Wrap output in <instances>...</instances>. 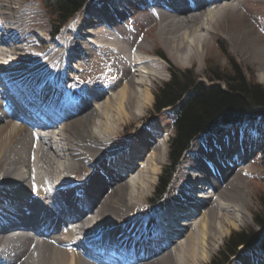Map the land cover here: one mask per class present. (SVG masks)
Wrapping results in <instances>:
<instances>
[{
	"label": "bare ground",
	"instance_id": "6f19581e",
	"mask_svg": "<svg viewBox=\"0 0 264 264\" xmlns=\"http://www.w3.org/2000/svg\"><path fill=\"white\" fill-rule=\"evenodd\" d=\"M107 1L89 3L87 6L92 8L84 9L70 33L60 36L56 45L45 50V34L29 30L30 16L35 13L21 9L19 0H0L4 18L0 22V61L12 69L11 81L20 86L15 96L22 102L33 98L49 103L61 117L59 128L46 126L35 145L37 137L16 119L0 94V200L5 207L10 206L8 212L13 213L15 220L43 226L40 233H35L37 236L29 231L10 233L19 227L1 230L0 258L7 259L5 264H87L72 241L74 231L86 236L101 233L122 243L126 254L131 250L128 264H192L207 259L227 224L236 225V216L250 217L244 175L251 172L246 164L248 158L264 143L261 127L262 130H253L247 142L238 143L231 127L217 136L196 140L190 162L199 172L187 176L176 187L172 206L161 213L147 207L144 214L145 206L137 203L139 188H144V179L153 178L163 152L153 137L155 127L148 124L139 136L111 151L104 147L119 133L117 124L140 116L136 111L150 103L152 85L162 77L165 65L156 57V49L154 53L146 46L143 37L134 38L125 23L129 12L115 18L114 7ZM132 1L138 6V18L145 24L142 36L155 28L156 38L164 43L173 61L179 63L183 54L190 60L203 58L220 27L241 50L252 49L251 58L260 67L259 79L264 80V0ZM257 2L262 11L254 6ZM103 17L110 19L106 25ZM82 35L92 37L91 41ZM68 48L72 58L76 57L70 63L68 58L62 59ZM134 50L137 55L132 53ZM141 52L151 58H144ZM73 60L78 65L82 63L79 69L75 67L76 76L70 71L74 69ZM62 64L66 67L64 74H60ZM87 66L92 67L83 74ZM137 66L146 72L142 75L138 67V79L131 72ZM105 82L107 86L102 88L100 85ZM112 89L113 94L109 93ZM87 93L95 96V108L91 107L92 102L77 103ZM38 118L40 114L35 117ZM209 140L212 144H207ZM148 151L145 168L150 174L138 176L142 163L134 160H144ZM87 166L84 175L70 177ZM213 167L218 170L211 174ZM120 169L130 175L138 169L133 184L124 180ZM80 190L90 204L71 198ZM53 205L62 216L75 217L74 227L60 222L51 210ZM224 209L229 214L236 211L237 215L223 217ZM198 214L200 228L195 229L190 219ZM9 221L13 219L8 217L3 223ZM107 224L109 229L105 228ZM159 225L163 227L158 229ZM41 236L42 240L37 241ZM163 236L171 241L164 242ZM172 236H184V242L179 243ZM89 243L91 252L105 262L127 264L117 261L118 256L109 250L110 241ZM252 256L247 264H264V248Z\"/></svg>",
	"mask_w": 264,
	"mask_h": 264
},
{
	"label": "rangeland",
	"instance_id": "374dc122",
	"mask_svg": "<svg viewBox=\"0 0 264 264\" xmlns=\"http://www.w3.org/2000/svg\"><path fill=\"white\" fill-rule=\"evenodd\" d=\"M88 2L92 3L94 2V0H89ZM87 2V3H88ZM21 9L26 10L27 12H34L35 16H30L31 20H32V24L29 27V30H33V32H35V34H37L39 32L45 34V42L43 43L42 47L45 46V50H48L49 47H51L50 45H56V39L58 38H47L48 32L51 29V23L53 22V20L51 19V16L48 12V10H46L44 8V4L42 3L41 0H19V5ZM92 5H89L85 8V10L88 7H91ZM256 8L260 11L263 10L262 5L260 2H257V4L255 3ZM259 7V8H258ZM92 8V7H91ZM84 12V8L82 10V12H79L75 18H73L68 25H66V27H64V29L61 31V33L59 34L60 36L65 35L67 33H70L69 31L71 30L70 25H76V21L78 20L79 17H81L83 15ZM128 16L127 20H125L126 24L129 25L130 29L134 32V38L137 39L139 37H143V40L146 44V46H148L152 52L155 53V49H161L163 55L166 57L167 61L163 58H161L160 56H158V59L160 61H162L165 65V69L162 68V77L155 79L154 80V84L152 85V97H151V101L150 103L142 106L140 109H138L136 111V113L140 116H133V117H129L124 119V121L120 122L119 124H117V131L119 133H122L123 135L118 136L119 133H116L114 135V141H110V143H108L106 145L105 150L108 149L109 151H111L112 149L116 148V146L118 145H124L125 143L131 141L130 139L136 135H140L141 134V130L142 128L148 124L152 125L153 127H155V130L153 131V137H155L157 139V141L159 142V146H162V157H161V161H159L158 164V168L156 171H154L153 173V178L152 179H144L145 180V185L144 188H139L141 189L140 191V198H139V202H137L138 204H140L141 206H145V210H144V214L148 212V209H150V198H154V192H155V186L157 184V180H158V175L161 171L162 166L168 161V151H169V141L170 139L174 136V128L172 126V114L171 111L168 109L167 111L165 110L164 112H156L153 109V102H154V96H153V91L155 89V87L157 85H159L161 82L167 81L170 78V70L174 69V70H188V74L190 76H196V77H200L201 79L205 80L206 82H210V78L212 77L213 73L210 71V68H212L213 66L217 67V68H226L229 66V60L230 58H234L236 60V62L242 67V70L244 71V74L246 75V78L248 79H254L262 84H264V80L261 81L259 79V64L252 60L251 58V53H252V49L249 51H244L241 50L240 47H238L239 45L234 42V40L232 41V39L223 31L220 30V27L216 32L212 38L210 39V46H209V51L208 53L201 59H186L184 58V54L183 56L181 55V57H183V60L178 58L179 63L173 61L167 52L166 46L164 45V43H162L160 40H158L156 38V34H155V28L154 29H149L148 32L146 33L147 35L142 36L143 32L145 30V24L143 23L142 20H140L138 18V14H139V9L137 5H132L130 10L128 11ZM81 18H79L80 20ZM73 21V22H72ZM262 22L264 23V20H262ZM68 26L70 28H68ZM68 28V29H67ZM42 30V31H40ZM70 35V34H69ZM59 36V39H60ZM155 38V39H154ZM6 47V46H5ZM47 48V49H46ZM8 53V50H7ZM132 53H134L135 55H137V52L134 50L132 51ZM143 53V52H141ZM144 55V58H151L150 55L148 54H142ZM180 56V54H179ZM178 56V57H179ZM157 57V56H156ZM76 58V57H75ZM74 59V58H73ZM158 61V60H155ZM74 62V60L72 61ZM74 66H78V68L82 65V63H80L79 65L76 64L75 62L73 63ZM72 65V67H74ZM92 66H87L85 68V71H83V74H87V72L89 71V69H91ZM138 67H132L131 72L133 73V77H135L136 79H138V75H136V73L138 72ZM135 70H134V69ZM141 70V73L143 75V73H146L145 71H142L141 67H139ZM72 71V70H71ZM72 72H75V76H76V71L75 67L73 69ZM86 72V73H85ZM139 73V72H138ZM74 76V80L75 77ZM102 86V88H106L105 86H107V83L105 82V84L100 85ZM138 87V86H137ZM113 90H110L109 93L113 94ZM89 99H91V107L95 108L97 104L96 103V99L95 96L92 95H88ZM95 102V104H94ZM124 122V123H123ZM150 122V123H149ZM144 125V126H143ZM232 129V132L234 134V136L237 139V142L240 143L241 140L244 142H247L249 140H251L252 135H253V130L256 129H264V120L263 119H259L257 121H250L249 123L245 122V123H240V124H235V125H231L230 126ZM261 127V128H260ZM145 129V127L143 128V130ZM261 129V130H262ZM159 130V131H158ZM264 131V130H263ZM140 132V133H138ZM117 136L119 138H117ZM116 137V138H115ZM122 138V140H121ZM112 143V144H111ZM122 143V144H121ZM246 147V146H245ZM150 153L149 151L144 155V160L143 159H133L134 161H138L139 163H142V165L139 166L140 170V174L138 172V176L141 175L143 176L144 174L149 175L150 172L147 170V168H145V166L147 167V161H146V157H149ZM141 158V157H140ZM189 158V155H187L186 157H184L183 159H181L180 161V167L178 168V170L176 171V174L174 175L172 184L169 188V192L164 194V197L158 202L159 207L161 206V210L164 211V209H168L170 206H172V201L175 198L173 191L176 189V186L178 187L180 184H182V182L180 181L181 177H184V173H186L185 169H184V164L186 159ZM132 160V159H131ZM248 162H246V164L248 165V167L251 169V172L248 175H244V178L246 180V184L243 186V189H245V193L247 195V197L250 199L248 202V210L250 209V217L248 216L246 219H241L239 216H236L237 213L236 211H231V214H229L227 212L226 209H224V215L226 218H230L233 216H236V225H232V224H227V228L225 227L224 232L222 233V235H220L221 237L219 238L217 245L215 246V248L210 252L209 256L207 257V259L203 260V259H198L195 260L194 263L192 264H208L211 262L212 257L222 248L225 239L229 236V234L234 231V230H241V229H247V228H253L255 229L257 232H259L260 236H262L264 234L263 230H259L258 226H256V224L254 223V219H253V215L254 214H259L260 212H264V143H262L256 150H254V152L251 154V156L248 158ZM88 170V166L85 167L83 170H79L76 171L73 175H71L70 177L77 178L80 177L82 175H84ZM138 170V169H137ZM137 170L135 169L133 172L125 175L123 178L125 181H129L131 184H133L134 180L137 178ZM142 173V174H141ZM185 179V177H184ZM199 190H197L198 192ZM193 195L195 193H192ZM196 195V194H195ZM148 207V209H147ZM151 212H153V210H151ZM155 212V211H154ZM92 216L95 215V213L91 212L90 213ZM197 216V215H196ZM115 222H119V219L114 218ZM192 221V223L195 224V226H193V228L197 229L200 228L199 225V220H200V215L198 214L197 217H193L190 219ZM197 222V224H196ZM193 224V225H194ZM229 226V227H228ZM108 227H110V225H106L105 228L109 229ZM175 237V236H174ZM178 239V242L180 240H182V242H184V236H179L175 237ZM180 243V242H179ZM261 242H257L255 245L253 246H246V245H241L239 247V250L236 254L235 257H232L226 264H247L249 262L252 261L253 256L252 254L256 253V251L258 250V245H260ZM176 247V246H175ZM178 249V248H177ZM256 250V251H255ZM176 251V249H175ZM175 251H173V253L175 254ZM172 253V254H173Z\"/></svg>",
	"mask_w": 264,
	"mask_h": 264
},
{
	"label": "trees",
	"instance_id": "16d2710c",
	"mask_svg": "<svg viewBox=\"0 0 264 264\" xmlns=\"http://www.w3.org/2000/svg\"><path fill=\"white\" fill-rule=\"evenodd\" d=\"M86 0H42L51 15L53 31H58ZM162 56L161 49L157 50ZM165 57V56H164ZM213 73L206 82L190 76L188 70H170V78L154 89L153 109L161 112L171 107L174 136L170 139L168 161L162 166L155 186L153 204L169 190L179 161L192 142L205 132H220L232 123L264 117V84L246 78L242 67L230 58L226 68H210ZM254 223L264 231V212L253 215ZM262 240L255 229L232 231L222 248L208 264H226L241 245L251 246Z\"/></svg>",
	"mask_w": 264,
	"mask_h": 264
}]
</instances>
